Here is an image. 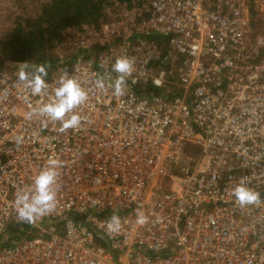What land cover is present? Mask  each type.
Here are the masks:
<instances>
[{"label":"built area","instance_id":"2783aa9c","mask_svg":"<svg viewBox=\"0 0 264 264\" xmlns=\"http://www.w3.org/2000/svg\"><path fill=\"white\" fill-rule=\"evenodd\" d=\"M112 5L69 40L79 52L41 95L21 67L0 68V264H264V33L248 38L246 0ZM120 57L133 71L117 97ZM65 74L88 93L76 128L30 115ZM49 158L61 161L56 209L21 222L16 195ZM240 183L261 203L240 206ZM14 223L30 226L12 237Z\"/></svg>","mask_w":264,"mask_h":264},{"label":"trees","instance_id":"16d2710c","mask_svg":"<svg viewBox=\"0 0 264 264\" xmlns=\"http://www.w3.org/2000/svg\"><path fill=\"white\" fill-rule=\"evenodd\" d=\"M115 1L132 5L140 0H19L9 27L0 35V68L21 67L31 73L36 66L45 65L46 77L58 69L68 72L79 52L69 38L84 25V29L99 28ZM249 9L254 13L252 5ZM254 25L259 26L260 20ZM62 41L65 43L61 45ZM5 61L11 63L3 65ZM29 226L14 223L8 228L9 235L20 236Z\"/></svg>","mask_w":264,"mask_h":264},{"label":"clouds","instance_id":"9594fccd","mask_svg":"<svg viewBox=\"0 0 264 264\" xmlns=\"http://www.w3.org/2000/svg\"><path fill=\"white\" fill-rule=\"evenodd\" d=\"M113 70L119 74L114 83V95L120 97L125 92V77L133 71V61L128 57L117 58ZM47 74V67L38 65L31 73L21 68L18 79L24 83L27 89H30L32 95H41L47 87L44 79ZM156 83L159 84V81ZM96 85L99 88L104 86L101 79H97ZM87 99L88 93L80 83L65 74L54 89V95L50 102L34 109L30 115L37 114L46 116L53 121H60L64 129L76 128L81 124V116L75 109L86 103ZM60 166L59 159L49 158L46 165L33 177L32 186L28 190L17 193L14 207L19 221L34 224L41 217L55 211ZM232 196L240 206L261 203V194L244 183H240L232 189ZM136 223L141 226L147 223V216L143 211H137ZM121 227L120 217L115 214L106 224L107 232L110 235L119 233Z\"/></svg>","mask_w":264,"mask_h":264},{"label":"rangeland","instance_id":"374dc122","mask_svg":"<svg viewBox=\"0 0 264 264\" xmlns=\"http://www.w3.org/2000/svg\"><path fill=\"white\" fill-rule=\"evenodd\" d=\"M19 0H0V35L3 33L9 26V21L11 20L10 16L16 12L15 8L18 6ZM248 6L252 5L254 13L251 14L252 20H251V29L249 33L250 39L255 36V34L259 31H262L264 33V0H246ZM117 6L112 5L109 7V14L115 13ZM257 19L260 20V25L255 26L254 24L257 22ZM259 24V23H258ZM257 24V25H258ZM73 38L71 36L69 40ZM60 47V46H59ZM62 53V52H61ZM10 64L11 62L5 61L3 65ZM2 65V66H3ZM64 72V71H63ZM54 73H62L61 70H56Z\"/></svg>","mask_w":264,"mask_h":264}]
</instances>
